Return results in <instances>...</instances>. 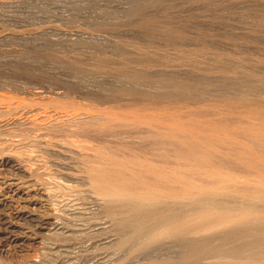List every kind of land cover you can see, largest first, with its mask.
Returning a JSON list of instances; mask_svg holds the SVG:
<instances>
[{
    "label": "bare ground",
    "instance_id": "obj_1",
    "mask_svg": "<svg viewBox=\"0 0 264 264\" xmlns=\"http://www.w3.org/2000/svg\"><path fill=\"white\" fill-rule=\"evenodd\" d=\"M86 2L0 93V264H264V0Z\"/></svg>",
    "mask_w": 264,
    "mask_h": 264
},
{
    "label": "rangeland",
    "instance_id": "obj_2",
    "mask_svg": "<svg viewBox=\"0 0 264 264\" xmlns=\"http://www.w3.org/2000/svg\"><path fill=\"white\" fill-rule=\"evenodd\" d=\"M2 1H3V3H2ZM4 1L7 2L8 0H0V63H1V65H0V79H1V81L4 82V83H1L2 85H6V84L9 85L10 84L13 86H9L10 89L9 88L5 89V88H2V86L0 85L1 86L0 87V93L1 94H3V93L7 94L8 93V94H14V95H18V96L22 95V97H27V98L28 97L29 98L34 97L31 93L25 92V91L20 89L21 86L26 85V84H24V82L27 80L22 75L18 76L20 71L22 72L23 70L26 69V64H25V62H23V58L25 56L34 55V56H37L39 59H43V60L47 59V61H48V59L50 60V58L52 60L51 56H53L54 54H60L59 56H61V57H65L66 55H70V54L81 56V54H82L83 56L86 55L88 57H91L89 60H87V62L89 64L87 62L84 63L85 67H91V65L93 64L92 57H94L98 52V49L96 50L95 47L89 46L88 43H86V44L80 43V42L79 43L77 42L76 44L74 42H71V43L68 42L67 43V41L65 39H61V41L65 44H63L62 46L60 45L59 48L57 47V48L52 50V48H49L48 45H44L45 44L44 40L48 39L49 35L47 34L48 36L47 35L38 36V32H40L39 34L44 33L43 30L47 29L50 23L52 25L57 24L56 25L57 27H63V28H67V29H69V27L70 28L78 27V28H82L86 31L94 32V33L102 32L100 30L103 29V27H100L99 25L92 22L94 14L98 10L96 12H92L93 11L91 9L92 7L91 8L89 7L90 8V11H89L88 6H91V4H90V2H86L89 0H86V1L85 0H52V1L51 0H31L32 1L31 10H29L28 8H25V7H13V10H12V7L11 8L8 7L6 5V2H4ZM82 3L84 5H82ZM65 5H67V6H65ZM81 8H83V9H81ZM54 10H55V12H54ZM78 10H79V12H78ZM80 12H81V14H80ZM45 14H47L48 16L50 15L52 18L51 17L48 18L47 15L45 16ZM68 16H69V18H68ZM45 17H47V18H45ZM87 17H89V18L87 19ZM37 18L39 21L37 20ZM65 18H66V21H65ZM61 20H63V21H61ZM88 21H90V22H88ZM200 21L205 22V23H214V19L210 18V17H202L200 19ZM54 22H57V23H54ZM61 22H62V25H61ZM70 22H71V24H70ZM75 23H76V25H75ZM84 25H85V27H84ZM34 33H36V34H34ZM53 36L57 37V38L61 37L59 35H53ZM44 37H45V39H44ZM38 43L41 45H39ZM68 44H70V45H68ZM64 46H65V48H64ZM66 46H69V47H66ZM87 47L90 49V51ZM56 49H58V50H56ZM9 51H10V53H9ZM87 53H89L92 56H89V54H87ZM7 55L8 56L13 55L14 57L15 56L16 57L14 58L13 56H11V57H13V58H11V57H8ZM21 62H23V63H21ZM65 63L67 65L69 64L67 62H65ZM65 63H63V65ZM65 65L63 67L67 66V65L66 66ZM16 69L17 70L19 69L20 71H17ZM6 74L8 76H6ZM8 77H10V78H8ZM15 78H17V80ZM23 79H25V81ZM10 80H12V81H10ZM11 88H13V90ZM13 91H15V93ZM94 248L96 249L95 246L92 247V249H94Z\"/></svg>",
    "mask_w": 264,
    "mask_h": 264
}]
</instances>
